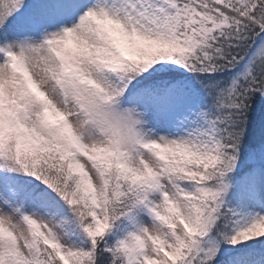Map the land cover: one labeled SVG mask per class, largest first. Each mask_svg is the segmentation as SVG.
Listing matches in <instances>:
<instances>
[{
    "label": "snow or ice",
    "instance_id": "6c2138e0",
    "mask_svg": "<svg viewBox=\"0 0 264 264\" xmlns=\"http://www.w3.org/2000/svg\"><path fill=\"white\" fill-rule=\"evenodd\" d=\"M0 264H264V0H0Z\"/></svg>",
    "mask_w": 264,
    "mask_h": 264
}]
</instances>
